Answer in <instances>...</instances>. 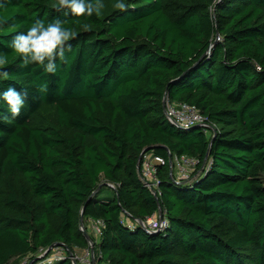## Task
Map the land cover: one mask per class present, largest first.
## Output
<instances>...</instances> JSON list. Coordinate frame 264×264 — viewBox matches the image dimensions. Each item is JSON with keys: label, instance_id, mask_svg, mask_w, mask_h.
<instances>
[{"label": "trees", "instance_id": "16d2710c", "mask_svg": "<svg viewBox=\"0 0 264 264\" xmlns=\"http://www.w3.org/2000/svg\"><path fill=\"white\" fill-rule=\"evenodd\" d=\"M119 2L86 17L0 0V90L28 93L19 117L0 119V264H74L91 247L83 209L87 231L104 222L99 241L89 234L97 264H264V0ZM38 18L75 31L55 74L8 46ZM165 95L205 127L173 124ZM149 146L165 159L158 195L139 175ZM170 154L198 159L189 180L172 177ZM160 210L161 230L135 222Z\"/></svg>", "mask_w": 264, "mask_h": 264}, {"label": "clouds", "instance_id": "9594fccd", "mask_svg": "<svg viewBox=\"0 0 264 264\" xmlns=\"http://www.w3.org/2000/svg\"><path fill=\"white\" fill-rule=\"evenodd\" d=\"M57 7L65 11V15L99 17L104 8V0H56ZM124 8L123 0L116 5ZM6 29L0 23V34ZM75 31L64 25L59 18L51 21L36 19L26 31H18L8 42V46L20 57L23 66L35 65L49 74L58 71L57 61L66 62L68 53L72 51L71 41ZM8 58L0 53V80L7 79ZM27 91L13 86L0 90V106L7 105L9 116L0 115V119L19 117L27 102Z\"/></svg>", "mask_w": 264, "mask_h": 264}, {"label": "built area", "instance_id": "2783aa9c", "mask_svg": "<svg viewBox=\"0 0 264 264\" xmlns=\"http://www.w3.org/2000/svg\"><path fill=\"white\" fill-rule=\"evenodd\" d=\"M165 113L170 121H175L181 125V127L189 128L195 125L204 126L206 124V117L201 111L195 106L185 102L182 103H171L167 100L165 105ZM173 158V169L171 175L176 181L183 179L189 180L195 168L198 164V159L188 155H174ZM165 164V159L153 152H146L141 160V167L139 175L144 185L148 187L156 195L161 194L160 180H159V169L160 166ZM188 169L193 170L188 172ZM139 223L138 219L135 221ZM169 223V219L162 212L154 217H150L146 222L145 226L150 231H157L163 229ZM99 232L100 227L104 226V222H94ZM58 256V255H56ZM55 256V257H56ZM91 250L87 249L86 256L84 258V264H91Z\"/></svg>", "mask_w": 264, "mask_h": 264}, {"label": "water", "instance_id": "95a60500", "mask_svg": "<svg viewBox=\"0 0 264 264\" xmlns=\"http://www.w3.org/2000/svg\"><path fill=\"white\" fill-rule=\"evenodd\" d=\"M167 99H168V98H167V95H165V97H164V106H165L166 103H167ZM165 112H166V111H165ZM171 122H172L173 124H175L176 126L181 127V125L178 124L177 122H175V121H171ZM152 149H153V146H149V147L145 148V149L142 151V153H141V155H140V157H139V163H138L139 170H140V167H141V160H142L143 155H144L146 152H149V151L152 150ZM170 158H171V159H170V163H171V170H172V169H173V161H172V155H171V154H170ZM105 185H106V184H105ZM102 186H103V185H101V186L98 188V190L101 189ZM160 213H161V210H160ZM138 221H139V224L141 225V227H143L144 229H147L146 226H145V221H144V220H142V219H138ZM81 228H82V230L85 232L87 238L89 239V241H90V243H91V247H90V250H91V260L93 261V264H97V260H96L95 255H94V253H95L94 246H95V245H94V242H93L91 236L89 235L88 231H87L86 228H85V223H84V209H83V211H82V216H81ZM60 244H61V243L56 242V243L50 245V247L46 250L45 254H47V253H48L50 250H52L55 246H59ZM42 257H43V256H42ZM71 257H72V259H73V263H74V264H79L78 260L75 258V256H74L73 253H71Z\"/></svg>", "mask_w": 264, "mask_h": 264}, {"label": "rangeland", "instance_id": "374dc122", "mask_svg": "<svg viewBox=\"0 0 264 264\" xmlns=\"http://www.w3.org/2000/svg\"><path fill=\"white\" fill-rule=\"evenodd\" d=\"M219 40V38H218ZM193 170L191 169H188V172H192ZM87 228H88V231H89V234L92 233L93 237L96 239V241H99L100 239V235H99V230L97 228V226L94 224V222L92 221H88L87 223ZM46 250L44 252H40L38 254V257H42V256H46L45 254ZM86 253H87V249H76V256L75 258L80 261V263H83L84 262V258L86 256ZM61 254H64L63 250H61L59 247H56L54 250H53V256L55 257L56 255H61ZM25 261V260H24ZM23 261V262H24ZM22 262V263H23ZM55 264H57V261L55 262Z\"/></svg>", "mask_w": 264, "mask_h": 264}]
</instances>
